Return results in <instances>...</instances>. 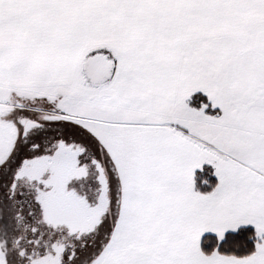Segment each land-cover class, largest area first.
Returning a JSON list of instances; mask_svg holds the SVG:
<instances>
[{
  "label": "snow or ice",
  "instance_id": "obj_1",
  "mask_svg": "<svg viewBox=\"0 0 264 264\" xmlns=\"http://www.w3.org/2000/svg\"><path fill=\"white\" fill-rule=\"evenodd\" d=\"M0 264H264V0H0Z\"/></svg>",
  "mask_w": 264,
  "mask_h": 264
}]
</instances>
